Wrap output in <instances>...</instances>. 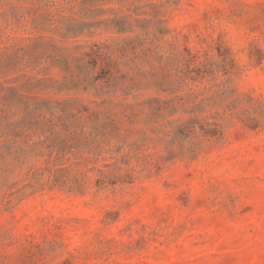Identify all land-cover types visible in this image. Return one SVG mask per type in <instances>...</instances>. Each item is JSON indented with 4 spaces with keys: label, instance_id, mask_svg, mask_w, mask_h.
<instances>
[{
    "label": "rangeland",
    "instance_id": "obj_1",
    "mask_svg": "<svg viewBox=\"0 0 264 264\" xmlns=\"http://www.w3.org/2000/svg\"><path fill=\"white\" fill-rule=\"evenodd\" d=\"M0 264H264V0H0Z\"/></svg>",
    "mask_w": 264,
    "mask_h": 264
}]
</instances>
